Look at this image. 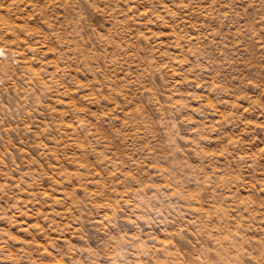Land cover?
Masks as SVG:
<instances>
[{
  "label": "rangeland",
  "instance_id": "obj_1",
  "mask_svg": "<svg viewBox=\"0 0 264 264\" xmlns=\"http://www.w3.org/2000/svg\"><path fill=\"white\" fill-rule=\"evenodd\" d=\"M0 45V264H264V0H0Z\"/></svg>",
  "mask_w": 264,
  "mask_h": 264
},
{
  "label": "bare ground",
  "instance_id": "obj_2",
  "mask_svg": "<svg viewBox=\"0 0 264 264\" xmlns=\"http://www.w3.org/2000/svg\"><path fill=\"white\" fill-rule=\"evenodd\" d=\"M1 46V45H0ZM4 49V50H3ZM4 52H6V50H5V48H3V46L2 47H0V53H4ZM11 52H9L8 54H5V55H9ZM4 55V56H5ZM11 55V54H10ZM5 66V65H4ZM3 66V67H4ZM225 238V237H224ZM225 242V241H224ZM227 243V242H226ZM225 243V244H226ZM234 244V243H233ZM232 244V245H233ZM226 246V245H225ZM238 246V245H237ZM223 247V246H222ZM236 247V246H235ZM241 247V246H240ZM225 248V247H224ZM221 249V248H220ZM223 249V248H222ZM221 249V250H222ZM231 249H232V247H231ZM235 249H237V247L235 248ZM234 249V251H236ZM238 250H239V248H238ZM220 251V250H219ZM229 251V250H228ZM222 252H223V250H222ZM219 253L220 254V259L221 260H218V261H222V264H229V261H231L232 260V262H233V259L231 258V257H229L230 256V254H229V252L227 253L226 251L225 252H223V253ZM239 252V251H238ZM241 252V251H240ZM240 252H239V254H240ZM229 254V255H228ZM237 254V253H236ZM239 254L238 255H236V256H238V258H239ZM241 255V254H240ZM242 257V256H241ZM240 257V258H241ZM214 258V257H213ZM215 258H216V256H215ZM207 259H209V257L207 258ZM211 259V258H210ZM241 261V260H240ZM243 261V260H242ZM236 262V261H235ZM239 262V261H238ZM202 263H203V261H202ZM244 263V262H243ZM205 264H215V262L214 263H212V261H205ZM235 264V263H234ZM238 264H240V262L238 263Z\"/></svg>",
  "mask_w": 264,
  "mask_h": 264
}]
</instances>
